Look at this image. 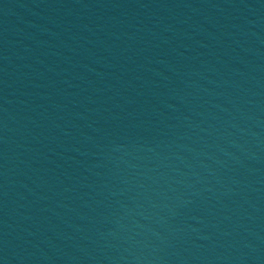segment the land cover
<instances>
[{"label":"water","instance_id":"obj_1","mask_svg":"<svg viewBox=\"0 0 264 264\" xmlns=\"http://www.w3.org/2000/svg\"><path fill=\"white\" fill-rule=\"evenodd\" d=\"M0 264H264V0H0Z\"/></svg>","mask_w":264,"mask_h":264}]
</instances>
